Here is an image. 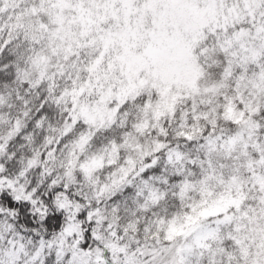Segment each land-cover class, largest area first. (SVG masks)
<instances>
[{"label":"rangeland","instance_id":"374dc122","mask_svg":"<svg viewBox=\"0 0 264 264\" xmlns=\"http://www.w3.org/2000/svg\"><path fill=\"white\" fill-rule=\"evenodd\" d=\"M37 8L47 14L40 23L47 46L32 67L39 74L50 65L72 72L67 99L75 115L83 113L88 127L110 122L120 101L142 87H153V97L122 145L115 144L105 157L80 156L72 172L78 167L88 179L104 166L100 190L105 194L122 189L159 162L184 168L195 161L202 172L203 187L190 209L156 233H163L155 237V243L165 244L159 249L152 240L134 247L129 224L121 226L115 218L108 222L99 204L103 193L89 195L99 199L93 212L104 245L128 264H264V127L257 119L264 105V68L253 64L264 49V0H39ZM205 27L217 29L229 69L218 83L197 86L202 71L193 48ZM232 60L239 71L231 69ZM232 74L234 91L226 94L222 112V119L232 124H214L209 120L211 94L221 91ZM179 102H184L180 116H192L185 138L177 141L176 130L174 138L164 141L169 127L165 119ZM179 119L177 124L184 125ZM174 124L170 128L177 129ZM5 139L4 133L0 156ZM118 148H124L122 160L114 162ZM28 171L29 164L23 165L12 179L4 177V184L17 200L37 207L36 187L42 182L35 173L29 189ZM64 174L52 167L41 169L42 188H54L48 179ZM67 176L73 180V174ZM66 199L55 197L60 206L74 205ZM1 213L0 237L6 241V233L13 230ZM80 231L81 222L72 216L60 234L29 241L30 248L26 241L10 239L12 235L6 243L0 241V263L36 264L50 249L64 264H104L94 245L79 246Z\"/></svg>","mask_w":264,"mask_h":264},{"label":"trees","instance_id":"16d2710c","mask_svg":"<svg viewBox=\"0 0 264 264\" xmlns=\"http://www.w3.org/2000/svg\"><path fill=\"white\" fill-rule=\"evenodd\" d=\"M38 2L39 0H0V136L6 134L0 156V210L13 230L6 233V241L2 237L0 241L6 243L18 238L28 244L29 241L58 235L69 218L75 216L81 222L78 241L80 247L94 245L104 264H128L119 260L104 245L96 230L97 216L93 211L99 199L89 195L96 196L101 191L105 167H97L88 179L82 178L78 167L73 172L70 167L78 163L80 156L103 154L102 157H105L115 144L120 147L140 119L146 101L153 97V87H142L136 94L120 101L110 122L88 127L81 117L83 113L75 115L67 99L68 89L72 85V72L67 67L59 70L50 65L46 72L39 74L32 67L36 55L47 46L45 31L40 25L45 22L47 14L37 8ZM212 28L205 27L202 30L201 37L193 48L194 59L202 71L197 77V86L218 83L229 69L227 56L216 38L217 29L211 30ZM261 53L253 63L256 69L264 68V49ZM65 60L67 59H63ZM231 69L239 71L238 63L233 61ZM226 80L221 91L213 90L212 100L209 101V120L214 124H227L222 119V112L226 94L234 91L236 79L232 74ZM183 103H177L169 118L165 119V124L169 127L164 141L174 138L176 130L177 141L185 138L183 132H187L192 116L190 112L184 117L180 116V106ZM179 118L185 120L184 125L177 124ZM257 119L264 127V105L260 107ZM205 123L207 125L210 122ZM172 124L177 125V129L170 128ZM231 124L229 122L226 126ZM81 134L85 136L80 138ZM77 139H81V144L76 143ZM123 151L124 148H118L114 162L122 160ZM28 164L27 187L33 189L35 173L37 182H42L36 187L38 202H41L37 207L32 206V201L17 200L12 190L4 184V177L12 179V175ZM185 165L184 168H175L159 162L144 168L122 189L108 194L101 191L103 197L99 204L103 213L108 216V222L115 218L121 226L129 224L132 237L137 241L134 247L141 246L148 240H152L156 249L165 245L155 243V237L163 235L156 233L163 232L170 219L187 212L199 197L203 187L200 167L195 161ZM49 167L65 174L48 179L54 188L43 189L44 181L39 180L41 169L46 172ZM110 167L111 165L107 169ZM51 174L54 175V171ZM71 174L73 180L67 176ZM55 197H65V201L71 198L74 205L65 207L63 203L64 206H60ZM10 236L12 237L8 239ZM36 264L64 262L58 254L48 249Z\"/></svg>","mask_w":264,"mask_h":264}]
</instances>
